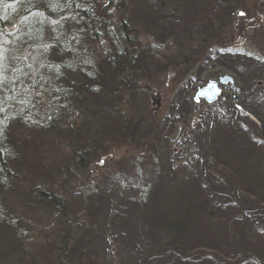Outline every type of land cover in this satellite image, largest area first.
<instances>
[{"label":"trees","instance_id":"obj_1","mask_svg":"<svg viewBox=\"0 0 264 264\" xmlns=\"http://www.w3.org/2000/svg\"><path fill=\"white\" fill-rule=\"evenodd\" d=\"M109 1L110 7L108 4L104 8H99L100 0H0V195L2 191L6 193L8 189L11 191L14 186V177L19 174L18 178H21V169L26 168L28 174L24 173L23 185L19 189L23 197L19 201L31 208H41L44 214L51 210L50 213L53 215L47 214L54 219L52 222L60 224L59 231L54 234L58 239V257L55 259L60 264H109L112 239L110 240L107 235L109 233L107 221L111 216L109 209L113 205L110 195L105 198L107 203L104 204L103 196L97 195L99 192L93 193L90 200H87L90 203L89 208H85L83 205L85 200L82 199L83 202L79 203L80 207L77 206V209H74L73 204L68 202L67 191L75 182V178L79 177L74 171L75 167L78 166L88 173L90 156L93 151H96L97 146L99 150H102L100 154L106 153L107 150H104L102 146L110 143L113 137L119 136L122 140L119 142L118 139V144L126 147V155L129 152V158L134 162L136 169L134 184L139 190L138 201L141 207L147 210L151 208L150 211L153 213L152 218L149 219L152 223L154 222L159 234L162 233L164 237L158 239L162 241L159 245L160 252L151 251L152 256L148 259L146 255L135 254L131 264H143L146 261V264H184L188 261L187 259L190 263L193 260L196 264L227 263L221 261L214 251L205 253L209 254L210 258L204 257V254L195 255L196 257L188 256L190 251L197 250L198 242H204L206 246L216 245L210 233L215 223L197 225L193 220L195 206L193 207L191 202L195 204V199L184 197V192H189V189H184L188 187V185L184 187L187 181L185 179L183 181L190 170L185 171L187 162L174 164L173 170L166 173L165 167L159 166L155 161L156 158L159 160L162 157V149L157 146L160 140L157 134L162 133L167 120L161 122L154 118L150 109L145 106L143 114H138L137 118H133L134 120L127 117L129 122L121 123V118L125 114L123 103L129 98L130 91L136 90L139 82H145L146 78L156 72L161 75L162 80H167L168 74L173 72V78L167 86H164L163 92L167 95L173 88V94L177 98L172 100V104L176 107L180 96L192 85L198 83L199 79L196 78L205 72L201 68L203 64H206L199 58L201 53L210 51L209 55L213 57L226 54L225 56L229 55L231 60L238 64H242L246 58L250 61L247 75H251L252 82L255 80L252 84L257 88L254 92L247 91L244 97L238 95L233 105L238 102L237 104L242 106L243 110L246 109L258 121L257 125H253L254 128L257 127L254 131L259 132V135L257 137L251 135L250 138L252 140L254 138L256 143L264 148V49L263 53L257 51L240 53L235 47L230 46L232 38L237 33H245L250 39L257 33H263L264 30L263 32L261 30L264 25L256 26L246 23L242 15L245 10L236 11L237 5L245 3L241 0H198L202 5L192 11L191 15L196 17L192 19V22L189 20L192 16H188L186 23L193 27L187 28L186 23L180 24L184 22L182 20H185V15L180 12L175 21L164 19L162 13L165 8L161 0H143V2L138 0L141 16L137 17H140V24L143 26L148 24L152 33L156 32L157 39L165 41L167 33L169 39L179 38L180 40L181 38L183 47H194L193 50L188 51L192 52L193 56H182L178 53L176 57L177 60L179 59L178 62L174 58H167V60L162 58L163 61L165 59V64L159 67L150 57L147 59L148 53L153 54L152 57L157 55L150 44L141 46L136 34L128 33L133 29V23L129 19L119 20L115 17V12H120L121 16L124 15V9L121 8L123 1L121 0L119 4H116L117 0ZM259 1L261 3V0ZM111 5L116 7V10L112 9ZM216 11L222 13L220 21L214 19L217 15ZM133 13L135 17L137 13ZM68 14L72 16L69 15L71 16L69 17ZM226 20V24L219 25ZM57 21L59 23L56 25ZM198 21L203 27L193 36L187 30L195 28ZM163 28L166 30L162 32ZM11 29L14 30L11 31ZM4 34L6 36L3 39ZM182 34L184 39L180 37ZM183 40H186V44ZM198 40L203 41L201 48L196 43ZM222 59L220 60L223 61ZM253 68L259 71L251 73ZM240 70L241 67H237L238 73L234 74L237 76L245 74L239 72ZM247 77L249 76L241 78L247 82ZM192 79L198 81L192 83ZM156 85L157 83L154 87ZM154 87L149 88L152 89L151 92L158 94V91H154ZM40 88L44 89V95L48 99V104L44 106L41 105L43 102L36 94V90ZM234 88L238 89L236 86ZM251 100L255 101L253 105L249 103ZM188 102L191 106H195L193 101ZM218 106H224L220 110L222 118L229 119V122L234 121L235 130L237 128L240 133L250 135V132L242 131L243 122L238 112L230 115V112L225 110V107L229 106L227 103H219ZM197 113L193 111L188 119L190 120L191 116ZM150 121L152 123H149ZM14 124L21 125L20 127L26 130H30L33 124L39 130L43 128L47 132L60 131L65 133L68 140L57 139L55 147L48 146V157L44 159V162L37 158V162L33 161L37 165L35 166L28 163L27 153L23 148L24 143L18 141L12 134L11 126ZM74 124H80L85 131L75 127ZM145 125L148 126V130H153L152 139L147 140L144 132ZM114 126H117L118 131L114 129ZM187 127L192 131L197 126H190L187 123ZM92 128L98 133L97 136L91 132L94 131ZM8 129L11 135L7 132ZM101 134L106 139H102L101 136L100 139L97 138ZM218 138H221V135ZM54 141L56 140H52L51 143ZM183 143L190 148L191 145L187 139H184ZM128 144H133L131 148L135 147L137 151L140 148L139 145H142L143 149L138 159L134 158L137 153L129 151ZM235 144L240 146V142ZM218 150L217 145L215 151ZM147 158L150 160L144 162ZM139 161H142L140 165ZM211 161L205 162V165L209 166ZM147 163L150 166H147ZM144 164V168H137ZM45 170L54 172L52 179L54 188H47V181L40 178ZM64 175H69V178H65ZM122 176L120 174L117 186L126 184L121 182V180L124 181ZM112 177L110 175L107 180L105 178L104 183ZM129 182L126 187H131ZM149 184L151 187L148 186ZM62 188L66 189L62 191ZM247 192L252 193V190L249 188ZM26 195L29 201L24 199ZM240 196L249 197L245 193H237L236 190L231 191L228 197L238 201ZM107 198L109 199L106 200ZM163 198L167 199L164 207L162 209L155 207L163 201ZM4 201L6 200L0 196V233L6 232L14 236L18 243L23 244L27 239L24 235L26 232L21 231L24 237L17 233L20 226L18 221H23L24 218L14 221L10 215H5ZM184 204V210L180 212L176 210L177 206H184ZM175 213H180V216H174ZM194 217H197V214ZM67 218L70 225L64 223ZM217 219V223L222 221ZM3 220L8 222L5 223ZM250 228L253 232L258 231L252 225ZM133 240L129 244H132ZM171 242L184 243L183 248H186L187 243L189 250L186 254L182 253L176 257L174 253L170 257H164L162 253L167 250ZM250 242L253 244L254 240L251 239ZM2 246L7 248L1 250ZM9 247L11 243L8 237L0 238V264H21L20 260V262H13L12 259L16 257L10 256L9 261L4 259ZM204 249L208 250V248ZM22 250H26L25 247ZM261 258L252 254L251 257H243L241 260L244 259L249 264H264ZM241 260L236 259L232 263L242 264Z\"/></svg>","mask_w":264,"mask_h":264},{"label":"rangeland","instance_id":"obj_2","mask_svg":"<svg viewBox=\"0 0 264 264\" xmlns=\"http://www.w3.org/2000/svg\"><path fill=\"white\" fill-rule=\"evenodd\" d=\"M100 1L101 5L99 8H104L106 5L108 6V4L110 7L109 0ZM122 1L123 7H120L124 9V15L121 16L120 12H115V17L119 20L122 18L129 19V21L133 23V29L128 31V33H135L140 40L141 46H145L147 43L150 44L151 49L157 55L152 57L153 54L148 53L150 56L147 55V59L150 57L156 66L161 67V65L165 64L164 61L165 59L167 60V58H174L175 61L178 62L179 59H176L178 53H181L182 56H193V53L188 51L193 50L194 47H183L180 41L182 40L181 38L180 40L179 38L169 39V34L166 33V39L162 42V40L156 38V32L155 34L152 33L148 24L144 26L140 24V17H137L141 16V8L138 6L139 4H137L138 0ZM120 2L121 0H117L116 4ZM139 2H143V0H139ZM241 2L245 3L244 5L241 3L237 5L236 11H240L241 9L245 10L243 11L246 15V17L245 15L243 16L245 21H250L254 17L251 23L257 24L256 22L261 21L260 26H263L264 0H261V3L259 0H241ZM161 3L165 8L162 15L167 21H175V18L179 16V12L180 14L182 11L192 13L193 10H197L198 6L202 5L198 3L197 0H161ZM111 8L116 10V7H113V5H111ZM133 12L137 13L135 14L136 19L133 17ZM71 14H73V12H71ZM71 14H68V16ZM216 14L214 19L220 21L222 13L216 11ZM226 22L227 20L225 22L222 21L219 25L226 24ZM57 23H59V21L56 22V25ZM201 24H203V22ZM201 27L203 26L195 27L194 30L188 32L195 36L194 34L198 33ZM166 29H168V27ZM166 29L163 28L162 32ZM13 30L14 29H11V31ZM263 30L264 26L261 32H263ZM5 36L4 34L3 39ZM244 36L243 34L237 33L231 40V43L239 42V46L235 47L238 52L250 53L252 51H257L263 53L264 32L257 33L250 39ZM180 37L184 39L183 34ZM241 38H243L242 41H240ZM183 42L185 43L186 40H183ZM196 43L199 48L203 45V41L199 42L198 40ZM209 52L210 51L203 52L199 55L202 62H206V64L201 66L202 70L205 72L200 74L199 78H196L199 79L198 83L192 85L188 91H185L180 96L176 107L172 104V100L177 98L176 95L173 94V88L169 90V94L167 95L163 92L164 86H167L168 82H171L174 73L170 72L168 74V79L162 80L161 75L158 72L154 73V71V74L152 73L153 75L151 74V77L146 78L145 82L138 83L135 91H130L129 98L123 103V112H125L126 116L117 109H115V111L123 115L121 123L124 124L129 122L127 117L133 119L137 118L138 114H143L145 106L150 109L153 117L161 122L164 119L170 120L168 125L162 130V133L160 135L157 134L160 139L157 146L159 149H162V157L159 160L156 158L155 161L158 162L159 166L163 165V167H165L164 171H167L166 173L173 170L174 164L187 162L185 171L190 170L186 173L183 181L184 179L187 181L184 187L187 185L188 187L184 189H189V192H184V197H192L191 199H195V204L191 202V205L195 206L191 208L194 209V214H197V217H194L195 215L193 216V220L197 225L202 223L207 225L209 222L215 223L210 233L216 245L206 246V243L198 242L197 250L194 249V252L190 251L188 256L196 257L195 255L204 254V257L210 258V255L205 253H208L207 251H214L218 254L221 261L227 262L224 264H233L232 262L236 259L241 260L243 257L248 258L254 254L255 257L261 256V260L264 262V148L260 147L254 138L253 140L250 138L251 135L256 137L259 135V132L254 131L257 127L254 128L253 125L258 124L257 120H255L246 109L243 110L239 105L236 106L235 110L240 112V117L243 122L242 131L244 133L250 132V135H245L237 131V128L235 130L234 121L229 122V119L222 118V111L220 110L223 109L224 106H218L207 110V106L202 105V107L197 109L198 113L196 117L193 118L192 116L191 120L188 119V115L191 112L193 114V110H195V107L191 106L188 102L190 98L193 97L196 91L195 88L201 87L211 79L214 80L222 74L237 78V87L240 89L238 94L243 97L247 91L254 92L257 87L255 88L256 85H253L255 80L253 82L251 81V75H247L250 69V66H248V63L250 64L249 60L244 58L243 63L238 64L236 61L231 60V58L226 59L225 57H228L225 56L226 54L213 57L209 55ZM162 58H165L164 61ZM221 58H223L222 60L224 62L220 60ZM237 67H241L239 72L242 74L245 73L243 74L244 76H237L234 74L235 72L238 73V71H236ZM257 70V68H253L251 73ZM151 72L152 71H150V73ZM245 76H249L246 79L247 82L242 79ZM196 79H192V83L198 81ZM156 83L157 85L154 87ZM150 86L151 88L154 87V91H158V94L151 92L152 89L149 88ZM227 89L228 96L223 97L222 103H227L229 105L225 107V110L227 112L231 111L229 113L231 115L233 111L230 94H233V90H231V88ZM43 91V88H40L38 91L36 90L37 97H40L39 100L43 102L41 104L42 106L48 104V99L45 97V92ZM255 101L251 100L249 103L253 105ZM119 105H121V103ZM15 119H17V117ZM186 121L190 126L194 125L197 127L191 131L189 127L185 125L186 123L184 122ZM149 123H152V121ZM20 126L21 125L18 126V124L11 126V131L13 132L11 133L18 141L24 143L23 148L27 153L28 163L33 165H35L33 161L37 162V158H40L41 162H44V159L48 157V146L53 145V147H55L57 139L68 140L65 133L60 131V133L56 130L47 132L43 128L39 130L34 127L33 124L30 130L23 129L21 128L22 126ZM74 126H77L83 132L85 131V128L80 126V124H74ZM144 127L147 140L152 139L154 136L153 130H148L147 125ZM93 128H95V126H93ZM114 129L118 131L117 126H114ZM7 132L11 135L9 129ZM91 132L96 136L98 134L96 130ZM220 135L221 138H218ZM100 136L102 139H106L103 134L98 135L97 138L100 139ZM166 136L168 137L166 138ZM118 139L119 142L122 140V138L117 136L113 137L110 143L105 142L106 144H104L102 148L107 150L106 153L100 154L99 152L102 150H99V146H97L98 150L96 149V151H93L92 156H90L91 163L88 168V173H85L81 168H78V166L75 167L74 171L79 177L75 178L74 184L72 183L67 193L68 202L73 204L74 209H77V206L80 207L79 203H81L82 199L83 201L85 200V202L82 201L85 208H89L90 203L87 200H90L93 193L99 192L97 195L103 196L104 204L107 203L105 198L110 195V201L113 205L109 209L111 216L107 221L109 224V233L107 235L110 237V240L112 239L111 257L108 259L109 264H131L135 259V254L142 256L146 255L148 259L152 256L151 251H154V253L157 251L160 252L161 248H159V245L162 241L158 239L163 237V234H159L155 228L154 222L152 223L149 219L150 217L152 218L153 213L150 211L151 208L149 207L147 210L141 207V203L138 201L139 198L137 196L139 195V190L136 184H134V181H136L134 179V176H136V169L133 165L134 162L129 158V152L126 155V147L123 144H118ZM184 139L188 140L191 145L190 148L186 147L183 143ZM52 140L56 141L51 143ZM239 142L240 146L235 144ZM217 145L219 150L215 151ZM131 146L134 145L128 144L129 151L131 150L133 153H137L134 158L138 159L140 151L143 149L142 145H139L140 148L138 151L135 147L131 148ZM212 147H214V149H212ZM37 154L38 157H36ZM66 154H68L67 150ZM149 160L148 158L147 160L144 159V162ZM198 160L199 162H197ZM209 160L212 161L209 166H206L205 162H209ZM141 162L142 161H139V165ZM145 164L137 168H144ZM147 166L150 165L147 163ZM90 169L94 172L92 173ZM27 172L28 170L26 168L21 169L22 177L18 178L19 174H17V177H14V186L11 188V191L8 189L6 193L1 190L0 196L6 200L4 201L6 207L5 215H10L14 221H17L21 217L24 218L23 221H18L20 226H18L19 233L17 234L23 237L25 235V238H27L22 244V242L18 243L14 236L8 235L6 232L0 233V238L8 237L11 243V247L7 249L4 259L9 261V257L12 256L13 258L16 257L12 259L13 262L21 261V264H60L57 259H55L58 257V239L54 234L59 231L61 226L58 222H52L54 219L47 214H52L50 213L51 210H49L46 215L41 208H31V206H25V203L19 201V199L23 197L19 189H21L23 185L24 173L28 174ZM211 172L213 173L211 174ZM16 173L20 172L16 171ZM120 174L121 176L123 175L122 179L124 180H121V182H125L126 184L117 186ZM54 175V172L51 170H45L43 175L40 176V178H44L47 181V188H54V185H52V183H54L52 181ZM110 175L113 177L104 183V179L106 178L107 180ZM64 177L69 178V175H64ZM128 182L131 184V187H126ZM148 186L151 187L150 184ZM249 188L252 190V193L247 192ZM65 189L62 188V191ZM234 190H236L237 193H245L249 197L240 196L238 201L232 200L228 196L231 191L233 192ZM24 199L29 201L27 195ZM108 199L109 198L106 200ZM166 200L167 199L163 198V201L155 207L162 209ZM177 201L178 199L176 202ZM184 208L185 204L184 206H177L176 210L180 212L184 210ZM165 210L168 211L166 208ZM174 216L178 217L180 213H175ZM217 218L222 221L217 223ZM4 220L6 219L4 218ZM4 222L7 223L8 221ZM112 222H114V224H112ZM64 223L70 225L69 219L67 218ZM250 225H252L254 229H258V231H254L255 233L251 231ZM21 231H25L28 236H26V234L22 235ZM132 239H134V244H129ZM251 239L254 240L253 244L250 242ZM187 245L186 243V248H183L184 243L177 244L176 242H171V244L167 246V250L162 254L164 257H170L173 253L174 257L182 253L186 254L189 250ZM20 247L22 249L25 247L26 250H22ZM6 248L7 247L2 246L1 250ZM204 248H208V250ZM60 258L62 259V256ZM112 259L113 261L111 262ZM187 260L188 261L184 264H196L193 260L191 263L189 259ZM241 261L242 264H249L245 262L244 259ZM146 262L143 264H146Z\"/></svg>","mask_w":264,"mask_h":264},{"label":"water","instance_id":"obj_3","mask_svg":"<svg viewBox=\"0 0 264 264\" xmlns=\"http://www.w3.org/2000/svg\"><path fill=\"white\" fill-rule=\"evenodd\" d=\"M227 83H233V80L227 76L220 77L219 82L211 81L206 86L198 89L197 93L193 97L195 103H199V100H205L206 103L212 105L218 101V98L221 96L222 90L219 89V85H226Z\"/></svg>","mask_w":264,"mask_h":264}]
</instances>
